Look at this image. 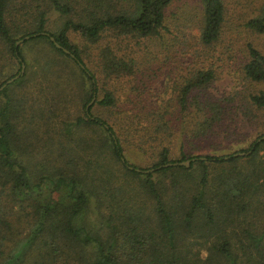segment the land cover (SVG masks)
I'll return each instance as SVG.
<instances>
[{"label":"trees","instance_id":"obj_1","mask_svg":"<svg viewBox=\"0 0 264 264\" xmlns=\"http://www.w3.org/2000/svg\"><path fill=\"white\" fill-rule=\"evenodd\" d=\"M197 1V43L210 49L225 2ZM172 2L0 0V84L24 65L0 89V264H264V130L226 152L186 147L236 113L257 118L264 88L246 84L264 85V53L245 42L244 89L206 93V61L181 76L170 110L142 101L128 77L180 41ZM252 4L244 25L264 33V0ZM29 70L41 92L14 94ZM67 95L80 113L65 111ZM44 112L63 114L54 130L28 127ZM136 149L145 164L126 157Z\"/></svg>","mask_w":264,"mask_h":264},{"label":"rangeland","instance_id":"obj_2","mask_svg":"<svg viewBox=\"0 0 264 264\" xmlns=\"http://www.w3.org/2000/svg\"><path fill=\"white\" fill-rule=\"evenodd\" d=\"M224 2L226 8L224 25L218 40L214 42L210 49L197 43L196 37L199 26L198 1L173 0L172 4L168 6V12H175L178 17L184 18L183 20L179 19L175 21V23L180 21V41L177 40L176 45L166 51L167 54L159 55L153 61L149 60L137 65L133 75L128 77L131 84L136 87L135 91L142 101L155 105L156 103L164 104L168 99L167 109L170 110L173 106L174 89L180 81L181 76L188 70L192 71L201 64L205 65L206 61L207 65L214 72L213 80L205 88L206 93L220 96L228 92H234L240 86L244 89L243 85L246 83L244 82L242 85L241 75L238 70L239 63L245 56L244 44L249 41L264 53V33L252 31L244 25V18L256 12V5L252 4V0H224ZM59 20L60 18L53 12L48 11V27H54L58 24ZM170 29L171 32H174L173 25L172 27L170 26ZM26 45H22L23 51L26 49ZM153 48H155V45L150 46L152 52H154ZM0 49L4 53L3 50L5 49L1 45ZM31 51H37V49L32 48ZM5 71L6 69L3 68L2 72ZM2 72H0V79L4 75ZM39 78L40 76L38 74L29 70L28 80L17 86H13L11 90L14 94L29 92L34 95L43 86ZM122 83L127 88L128 85L124 81ZM246 87L256 90L264 88V85L262 83L251 82L246 84ZM9 92L8 87L7 93ZM202 95L207 94L204 93ZM2 100L3 97L0 96V102ZM23 102L25 107L26 102H30L31 106L33 105L32 99ZM64 104L67 108L65 111L69 115L77 112L80 113L79 104L70 95H67V100ZM259 112L261 113L257 115V118H249L246 116L239 118L238 113H236L235 119L223 120L212 134L204 138L200 137V139H189L186 142V147L189 145L191 148L194 147L192 153L201 151L226 152L244 147L258 132L264 130V109L259 110ZM62 115H58L57 113L51 115L48 112H44L43 115L38 114L35 116L33 125H28V127L37 129L39 133L54 130L56 126L54 121H57ZM27 117L25 115L24 121H27ZM125 153L126 157L132 162L142 165L147 162V153H141L137 149L135 152L127 151ZM24 212L25 210L20 213V217H24ZM201 254L204 255V252L201 251Z\"/></svg>","mask_w":264,"mask_h":264},{"label":"water","instance_id":"obj_3","mask_svg":"<svg viewBox=\"0 0 264 264\" xmlns=\"http://www.w3.org/2000/svg\"><path fill=\"white\" fill-rule=\"evenodd\" d=\"M25 37H27V36L24 35L22 38L17 39V40L15 41V45H17V43H18L19 41H21V40H22L23 38H25ZM49 38L53 41V43L55 44V46L60 47V45H59L55 40H53V37H52V36H50ZM62 49H63L64 51H67L64 47H62ZM23 67H24V65H23V63L21 62V64H20V68H19V71H18L17 73H15L14 75H12V76L6 78V79L4 80V82H2V83L0 84V89H1L6 83H8V82H10L11 80H13L14 78H16V77L22 72ZM92 99H93V97H92V98L86 103V105H85V109L87 108L88 104L92 101ZM244 153H246V152H245V151H237V152H234V154H237V155H238V154H244ZM189 161H190V158H187V159H185V160L173 161V162H166V163H164V164H169V163L175 164V163H179V164L188 165ZM129 167H131V166H129ZM135 169L138 170L139 168H135ZM150 169H151V168H150Z\"/></svg>","mask_w":264,"mask_h":264}]
</instances>
